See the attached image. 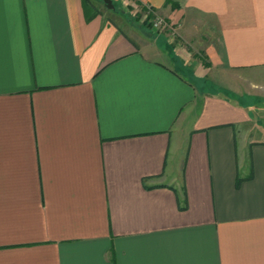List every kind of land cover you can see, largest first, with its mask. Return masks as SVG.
Masks as SVG:
<instances>
[{"label": "crops", "instance_id": "obj_1", "mask_svg": "<svg viewBox=\"0 0 264 264\" xmlns=\"http://www.w3.org/2000/svg\"><path fill=\"white\" fill-rule=\"evenodd\" d=\"M113 3L0 0V264H264V0Z\"/></svg>", "mask_w": 264, "mask_h": 264}, {"label": "rangeland", "instance_id": "obj_2", "mask_svg": "<svg viewBox=\"0 0 264 264\" xmlns=\"http://www.w3.org/2000/svg\"><path fill=\"white\" fill-rule=\"evenodd\" d=\"M98 1L103 4L99 6L96 5V8L99 12L102 11L112 18V20L114 19L118 23L122 24L123 27L132 29L135 33L137 32L136 34H138L142 39L147 40L153 38L156 40V42L160 41L166 43L169 41L170 36L173 38L175 37L174 34L169 36L164 35L163 29H165V27L160 28L159 25H155L154 15H149V13L145 11L142 12L144 7H141L140 5H125L124 8L116 5L114 10H112L106 6L103 0ZM257 108H259V110L263 109L261 107Z\"/></svg>", "mask_w": 264, "mask_h": 264}, {"label": "trees", "instance_id": "obj_3", "mask_svg": "<svg viewBox=\"0 0 264 264\" xmlns=\"http://www.w3.org/2000/svg\"><path fill=\"white\" fill-rule=\"evenodd\" d=\"M94 1H96V0H82L84 10L86 12V17L88 19H91L100 13L98 11V9L96 8ZM149 15H150V13H149Z\"/></svg>", "mask_w": 264, "mask_h": 264}, {"label": "built area", "instance_id": "obj_4", "mask_svg": "<svg viewBox=\"0 0 264 264\" xmlns=\"http://www.w3.org/2000/svg\"><path fill=\"white\" fill-rule=\"evenodd\" d=\"M147 13H152L150 8H148ZM154 19H155L154 24L159 25L160 28L165 27V29H166L167 27H170V24L165 19L158 17V16H154Z\"/></svg>", "mask_w": 264, "mask_h": 264}, {"label": "water", "instance_id": "obj_5", "mask_svg": "<svg viewBox=\"0 0 264 264\" xmlns=\"http://www.w3.org/2000/svg\"><path fill=\"white\" fill-rule=\"evenodd\" d=\"M104 3L106 4V6L110 9H114L115 8V5L113 3V0H103Z\"/></svg>", "mask_w": 264, "mask_h": 264}]
</instances>
